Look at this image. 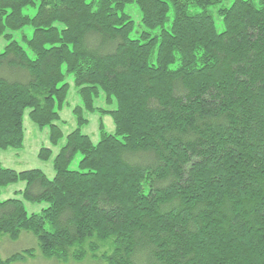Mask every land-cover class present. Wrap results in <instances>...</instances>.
<instances>
[{
	"label": "trees",
	"instance_id": "16d2710c",
	"mask_svg": "<svg viewBox=\"0 0 264 264\" xmlns=\"http://www.w3.org/2000/svg\"><path fill=\"white\" fill-rule=\"evenodd\" d=\"M222 1L0 0V150L23 146L26 110L58 144L67 75L81 102L52 178L0 163V192L25 183L23 200L0 201V236L29 232L69 264H264V0L219 7L218 31L209 8ZM102 94L114 108L95 105ZM86 112L110 115L113 132L100 121L93 143ZM23 201L46 207L29 214Z\"/></svg>",
	"mask_w": 264,
	"mask_h": 264
},
{
	"label": "rangeland",
	"instance_id": "374dc122",
	"mask_svg": "<svg viewBox=\"0 0 264 264\" xmlns=\"http://www.w3.org/2000/svg\"><path fill=\"white\" fill-rule=\"evenodd\" d=\"M232 0H223L215 6L209 8V12L212 13L218 31L222 30L221 19L217 16L216 10L221 6H228ZM191 11L200 10L198 7H191ZM25 13L28 15H33L36 11V7H29L24 9ZM124 11L130 15L132 21L134 22V29L130 35L132 38H136L144 31V27L141 25V14L135 3L126 4ZM172 9L168 12V21L166 25L170 23L172 19ZM152 33L157 30H150ZM21 32H25L28 37L32 33L30 27H25L23 30L14 32V38L18 39ZM6 41L0 37V51L3 50ZM69 88L66 98V102L59 111V120L55 122L58 124L62 130V138L59 140L56 146H52L49 142V129L48 127L39 128L35 125L28 117L27 110L23 115V127H24V139L23 146L19 149L17 148H7L5 150H0V163L3 167L11 168L16 171H22L27 169H40L42 170L48 178H52L54 175V170L52 167V160L55 154L58 152L60 146L65 142V136L76 128V119L73 114V108L80 105V98L77 94L76 88L73 85V79L71 75H67L64 80ZM95 105L97 107H106L109 109L114 108L112 106H106L103 102V94L95 100ZM87 118V123L81 127V131L87 134L93 143L99 140V122L101 121L104 126V130L108 133H112L114 130V124L112 118L108 114H100L98 112H86L84 113ZM41 147H49L52 150V154L49 159H41L38 157V151ZM81 158L80 154L77 153L69 164V169H77L78 161ZM25 186L24 182H17L9 184L1 189L0 201L17 198L23 200L22 195L18 190H22ZM25 210L27 213H37L46 207L44 202H30L23 201ZM27 248H33L35 254L32 257L26 258L24 261L13 262L12 264H69L58 261L56 259L44 258L38 251L36 238L29 232H21L17 240H10L7 236H0V257L4 258L8 255L22 251ZM72 264H94L88 260H84L79 263Z\"/></svg>",
	"mask_w": 264,
	"mask_h": 264
}]
</instances>
